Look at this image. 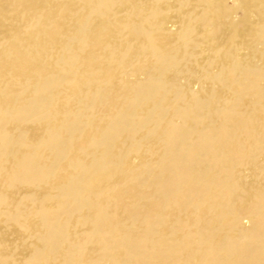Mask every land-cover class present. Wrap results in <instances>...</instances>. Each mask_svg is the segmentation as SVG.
Returning a JSON list of instances; mask_svg holds the SVG:
<instances>
[{"label":"bare ground","instance_id":"6f19581e","mask_svg":"<svg viewBox=\"0 0 264 264\" xmlns=\"http://www.w3.org/2000/svg\"><path fill=\"white\" fill-rule=\"evenodd\" d=\"M0 264H264V0H0Z\"/></svg>","mask_w":264,"mask_h":264}]
</instances>
